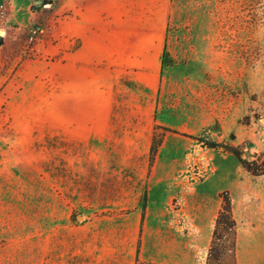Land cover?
Here are the masks:
<instances>
[{
  "label": "rangeland",
  "instance_id": "rangeland-1",
  "mask_svg": "<svg viewBox=\"0 0 264 264\" xmlns=\"http://www.w3.org/2000/svg\"><path fill=\"white\" fill-rule=\"evenodd\" d=\"M173 10L160 74L119 77L111 109L64 116L48 105L58 85L24 74L62 12L3 62L0 85L18 87H0V264H230L207 260L224 192L236 264H264V225L239 240V225L264 215V175L243 167L264 162V0Z\"/></svg>",
  "mask_w": 264,
  "mask_h": 264
},
{
  "label": "crops",
  "instance_id": "crops-1",
  "mask_svg": "<svg viewBox=\"0 0 264 264\" xmlns=\"http://www.w3.org/2000/svg\"><path fill=\"white\" fill-rule=\"evenodd\" d=\"M173 3L60 0L58 7L52 4L33 12L32 0H7L10 11L0 16V76L6 59L18 60L30 27L39 21L50 22L62 12L64 18L50 32L53 37L36 46L37 59L27 62L24 74L44 76L58 85L49 89L48 105L64 116H83L84 108L111 109L119 77L160 74ZM0 87L13 92L18 84ZM246 220L239 225V240L249 246L256 241L252 233L264 225V215Z\"/></svg>",
  "mask_w": 264,
  "mask_h": 264
},
{
  "label": "trees",
  "instance_id": "trees-1",
  "mask_svg": "<svg viewBox=\"0 0 264 264\" xmlns=\"http://www.w3.org/2000/svg\"><path fill=\"white\" fill-rule=\"evenodd\" d=\"M165 50L161 54V64L167 58ZM211 148H220L224 151L230 152L235 156L240 153L233 148L221 146L215 143H206ZM151 152H155L154 144L151 147ZM245 170L254 176L264 175V162L255 168L243 165ZM221 206L214 220L213 231L211 235L210 246L207 251V260H218L224 257L230 264H236V221L233 216L232 202L228 192H224L220 197Z\"/></svg>",
  "mask_w": 264,
  "mask_h": 264
},
{
  "label": "built area",
  "instance_id": "built-area-1",
  "mask_svg": "<svg viewBox=\"0 0 264 264\" xmlns=\"http://www.w3.org/2000/svg\"><path fill=\"white\" fill-rule=\"evenodd\" d=\"M43 31L38 26H32L28 31L27 43L31 50H33L34 45L41 38Z\"/></svg>",
  "mask_w": 264,
  "mask_h": 264
}]
</instances>
